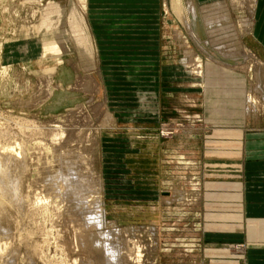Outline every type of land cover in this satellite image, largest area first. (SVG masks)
I'll list each match as a JSON object with an SVG mask.
<instances>
[{"label":"rangeland","instance_id":"obj_1","mask_svg":"<svg viewBox=\"0 0 264 264\" xmlns=\"http://www.w3.org/2000/svg\"><path fill=\"white\" fill-rule=\"evenodd\" d=\"M251 1L215 2L221 11L210 18L211 4L184 0L186 10L188 2L200 13L196 35L172 0H0V146L28 147L30 176L22 192L47 199L30 201L22 212L7 208L0 264L10 254L18 264H102L101 253L113 240L124 246L117 259L127 257L126 264H245L236 235L213 236L207 227L213 220L202 214L200 192L210 170L193 156L197 146L214 145L207 134L200 138L211 131L208 111L223 116L221 105L240 107H233L232 94L219 103L222 91L207 100L191 60L196 53L211 64L204 77L221 72L246 78L243 92H252L256 102L246 106L245 116L264 131V93L257 86L264 63L245 46L240 30L250 19ZM207 19L206 38L200 23ZM39 142L56 155L94 144L91 163L105 210L100 226L68 209L59 178L52 191L40 186ZM89 200L82 196L83 203ZM139 228L159 229L156 251L154 235ZM95 239L108 246L96 250Z\"/></svg>","mask_w":264,"mask_h":264},{"label":"crops","instance_id":"obj_2","mask_svg":"<svg viewBox=\"0 0 264 264\" xmlns=\"http://www.w3.org/2000/svg\"><path fill=\"white\" fill-rule=\"evenodd\" d=\"M218 1L222 2L193 0L203 8ZM249 15L251 32L243 38V43L264 63V0H255V9ZM236 76L233 75L234 81ZM226 78L229 76L221 72L204 77L207 100L211 101L218 91L223 90L219 93V103L232 94L236 102L230 100L232 106L240 109L227 111L221 105L219 114L223 116H215V111L211 110L208 111L210 118H204L211 131L200 138H206L207 134L214 140V145H200L193 149L197 165L203 171L210 170L202 181V214L212 218V224L205 227L210 226L213 236L238 237L245 246L242 250L245 264H264V131H257L250 125L252 120L249 115L245 117L242 91L234 89V81L224 83ZM214 86L221 89L215 91ZM212 103H209L210 107ZM236 123H239L238 127L234 126ZM184 149V154L188 155V146ZM202 229L204 233L207 231Z\"/></svg>","mask_w":264,"mask_h":264},{"label":"bare ground","instance_id":"obj_3","mask_svg":"<svg viewBox=\"0 0 264 264\" xmlns=\"http://www.w3.org/2000/svg\"><path fill=\"white\" fill-rule=\"evenodd\" d=\"M183 2H184V0H172L173 8L177 14H179L181 12L184 14V24L186 25L187 30L189 32H192V33L197 35L198 33H197V23L196 22L198 20V14H200V13L198 12V9L196 8L197 6H195L196 4L191 6L187 2L189 7H188V10H186V8H185L186 6L183 7V4H185ZM250 3H251L250 4V11L252 13L255 9V0H252ZM220 8H221V5L219 3L211 5V9H209L207 11L208 13L210 12V14H208L207 16H211L210 18H212V15H215L217 12L221 11ZM206 14H205V18H207ZM209 21H211V20L207 19V20H204L203 22L200 23V25L202 27L203 35L206 38H207V35L205 34L206 31H204V25L209 24ZM224 21L227 22V17H225ZM240 24H241L240 25L241 34H244V33L247 34V32L250 31L249 21L245 20V21H242ZM242 29H243V31H242ZM175 35H177V33ZM220 39L222 40V38H220ZM184 42H187V40ZM187 54L189 55L190 53H187ZM188 55H186V56H188ZM192 57H193V60H191V61L193 63V65H192L193 69L191 70V73L192 72L196 73L200 79V82H202L204 84L203 68H204V66H206V68H209L211 66V64H209V62H207V63L205 61L203 62L200 55H197L196 53ZM186 65H189V64L186 63ZM243 65L245 66V68L241 69L242 71L246 72V70L250 69L249 68L250 61H245V63ZM226 70H228L227 71L228 73H231L230 69H226ZM236 71H239V70H236ZM230 75H233V74H230ZM230 75H229V79H230V77H232ZM232 81H234V80L230 79L228 81H224V83H229ZM245 81H246V78L243 79L242 77H240V78L237 77L236 81L233 82L234 83V86H233L234 89L236 91H242V93H243L244 113H246L245 112L246 106H248V104L253 102L252 100H254L253 103L256 102L255 98H253V96L251 95L252 92L251 93L249 91L243 92L242 88L244 86H242V85L245 83ZM87 84L93 86L92 82H89ZM257 86L264 93V83L261 80V78H258ZM203 89H205V85H203ZM245 89L246 88H244V90ZM222 92H223V90H222ZM245 117H247V116H245ZM111 118L112 117L107 114L106 119L108 120ZM57 134L59 136H61L63 134V130L59 129V132H57ZM1 138H5L4 135L0 134V139ZM35 145L38 147V148L34 149L35 151H36V149H38L39 151L43 152L42 156L38 155V157L36 159V162H37L36 164H37L38 168L36 169L35 172H36V176L37 175L39 176L40 186L43 188L46 187L47 192L52 191V189L56 185V180L59 178L57 180V183L60 182V189L63 191V193H64V187L62 185H65V187H66V191L64 193V196L66 197L67 201L69 202L68 209H72L73 212H77V214L82 215L86 222L97 223L100 226L102 224V215L105 217V215H104L105 210L103 209L102 196L101 197L99 196L100 191L102 190L101 179H100V176H97V174H95V172L93 171V167H92V163H91L94 144L89 146V148L77 149V150L75 147L72 148L73 146H69L68 147L69 150L67 152H61L60 155L54 154L50 148H48L46 145H44L40 142L38 144L36 143ZM26 147L27 146L24 147L21 143L15 144L14 146H12L11 144H8L6 146L4 144V146H2V147L0 146V234H3L5 232V230H4L5 225H3L4 224L3 222L5 221L6 218H8L7 217V211H8L7 208L10 207V209L14 208L16 211H21V209H23V207L25 205H27V203L29 204L30 201L33 203V205H35L37 202H40V201H47V199L42 200V199L38 198L39 196L35 197V198H31L30 192H27V190L25 192H22L23 179L25 176H27V177L30 176L29 172L25 173L26 169H29L28 159L30 156L28 149H26ZM70 148H72V149H70ZM29 150H30V148H29ZM41 152H39V154H41ZM64 159H66V160H64ZM32 173L33 172H31V174ZM29 187L30 186H28L27 189H29ZM62 187H63V189H62ZM87 192H88V194H87ZM81 195L84 198L87 197V198L91 199V200H89L90 204L83 203ZM98 206L100 209H98L97 211L95 210V212H94V210H93L94 207L97 208ZM93 213H97L95 217H94ZM20 216H23L22 213ZM29 216H30V214H29ZM7 220L9 221V218ZM8 226L9 225H7V227ZM5 229H7V228L5 227ZM147 229L148 228H142L143 231L144 230L147 231ZM140 230H135V231L126 230L124 232L134 234L135 232L138 233V231H140ZM148 230L154 235V240L152 241V246H153L154 251H156L155 249L158 246V244H157L158 241L156 239L157 234H158V228H149ZM118 233L119 232L116 231V232H112L110 234L113 235V234H118ZM6 235L4 234V235H2V237L4 236V239H5ZM2 237H1V239H2ZM100 242L101 241H99V239L94 240V247L96 248V250L99 249V246H108L107 244L98 245ZM3 245L5 247L8 246L6 242H3ZM2 247L3 246H2L1 241H0V252L3 249ZM123 248H124V246H120V244L116 240H113V242L110 243V248H106L107 250H105L104 252L101 253L100 262L102 264H126L125 259L127 257L121 256L119 259H117V257L121 254V251H123ZM34 249L35 248L32 247L31 251H34ZM4 253H6V252H4ZM7 254H8V252H7ZM5 256H8V255H5ZM1 258H4V257H1ZM6 259H7V261H6L7 263L5 262V264H18V262H17L18 258L16 259L15 256H13L12 254H10L8 256V258H6ZM120 259H121V262H119ZM0 260H2V259H0ZM4 261H5V258H4ZM1 264H3V262Z\"/></svg>","mask_w":264,"mask_h":264}]
</instances>
